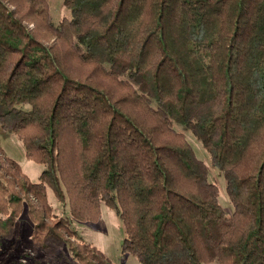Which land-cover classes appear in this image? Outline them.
Masks as SVG:
<instances>
[{
	"label": "trees",
	"instance_id": "1",
	"mask_svg": "<svg viewBox=\"0 0 264 264\" xmlns=\"http://www.w3.org/2000/svg\"><path fill=\"white\" fill-rule=\"evenodd\" d=\"M50 5L0 0V125L43 165L32 180L0 147V235L27 206L57 245L105 204L142 264H264V0Z\"/></svg>",
	"mask_w": 264,
	"mask_h": 264
},
{
	"label": "rangeland",
	"instance_id": "2",
	"mask_svg": "<svg viewBox=\"0 0 264 264\" xmlns=\"http://www.w3.org/2000/svg\"><path fill=\"white\" fill-rule=\"evenodd\" d=\"M50 7L56 22L70 15L69 9L64 5V0H51ZM46 37L47 39L53 38L47 33ZM186 137L192 143L196 154L210 167L209 177L220 187V201L227 211H231L232 204L226 191L224 177L218 170L211 167L208 152L190 131L186 132ZM0 147L5 154L21 164L23 171L32 180L39 179L43 165L29 159L25 155L22 141L17 138L16 134L2 130L1 125ZM49 199L55 210L61 212L63 206L58 203L50 190ZM4 214L0 210V218L4 217ZM74 225L78 235L69 236L60 244L47 246L37 243V238L32 234L34 225L30 220L27 206H25L15 219L13 233L10 236L0 235V264H104L97 259L93 250L86 247L87 242L98 246L117 264H142L134 254H126L122 251L125 232L122 219L116 210L104 204L98 220L74 221Z\"/></svg>",
	"mask_w": 264,
	"mask_h": 264
}]
</instances>
